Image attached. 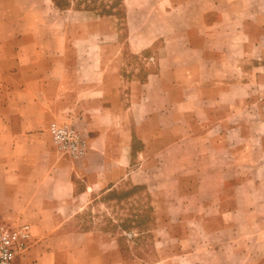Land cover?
I'll list each match as a JSON object with an SVG mask.
<instances>
[{"label":"rangeland","instance_id":"obj_1","mask_svg":"<svg viewBox=\"0 0 264 264\" xmlns=\"http://www.w3.org/2000/svg\"><path fill=\"white\" fill-rule=\"evenodd\" d=\"M226 1L0 0V64L25 46L40 50L38 62L68 66L69 110L45 128L63 158L85 154L69 102L81 101V114L95 105L89 80L102 64L106 103L123 127L109 132L105 188L67 229L89 232L104 264H264V119L255 117L264 9ZM51 124L75 131L80 157L57 148ZM26 224L15 264L34 238Z\"/></svg>","mask_w":264,"mask_h":264},{"label":"crops","instance_id":"obj_2","mask_svg":"<svg viewBox=\"0 0 264 264\" xmlns=\"http://www.w3.org/2000/svg\"><path fill=\"white\" fill-rule=\"evenodd\" d=\"M226 4L264 9V0H228ZM257 19L264 38L263 14ZM257 51L255 70L261 73L255 79L262 85L264 48L259 46ZM39 52L36 47L18 46L15 59L0 64V70H15L13 75L0 73V86L6 87L0 93V219L28 222L34 228V238L19 264H104L107 256L87 245L89 232L67 228L74 215L84 210L83 204L105 188L112 146L109 132L112 127L121 128L120 115L106 103L102 64L95 63L89 80L94 85L95 105L81 114L75 108L81 101L69 102L74 107L72 117L83 119L88 146L80 160L61 157L51 146L45 128L69 110L62 102L67 96L68 66L56 58L38 62L34 55ZM48 52L59 51L50 48ZM255 117L263 122V95L255 97ZM79 183L83 188L77 191Z\"/></svg>","mask_w":264,"mask_h":264},{"label":"built area","instance_id":"obj_3","mask_svg":"<svg viewBox=\"0 0 264 264\" xmlns=\"http://www.w3.org/2000/svg\"><path fill=\"white\" fill-rule=\"evenodd\" d=\"M49 134L57 148L71 158H78L84 152V142L75 131L67 126L51 124ZM30 227L26 223L8 225L0 222V264H15L27 247Z\"/></svg>","mask_w":264,"mask_h":264}]
</instances>
